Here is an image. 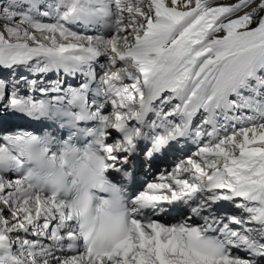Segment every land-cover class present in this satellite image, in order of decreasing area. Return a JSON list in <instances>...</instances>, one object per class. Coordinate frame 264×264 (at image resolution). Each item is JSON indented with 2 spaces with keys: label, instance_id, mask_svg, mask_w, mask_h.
Here are the masks:
<instances>
[{
  "label": "snow or ice",
  "instance_id": "obj_1",
  "mask_svg": "<svg viewBox=\"0 0 264 264\" xmlns=\"http://www.w3.org/2000/svg\"><path fill=\"white\" fill-rule=\"evenodd\" d=\"M3 72L0 264H264V0H0ZM189 141L130 191L141 159ZM32 144L76 190L93 160L123 187L103 239V194L88 227L76 200L34 183ZM174 206L188 215L162 222Z\"/></svg>",
  "mask_w": 264,
  "mask_h": 264
},
{
  "label": "clouds",
  "instance_id": "obj_2",
  "mask_svg": "<svg viewBox=\"0 0 264 264\" xmlns=\"http://www.w3.org/2000/svg\"><path fill=\"white\" fill-rule=\"evenodd\" d=\"M43 149V144H32L25 148V156L30 160L29 168L34 183L48 191L65 194L76 200L78 209L82 213L81 219L88 227L96 224L94 211L98 205L96 196L103 194V198L107 201L104 207V230L101 232L103 239L107 230L124 215L122 207L123 187L118 185L121 188L119 192L110 190V185L115 182L112 181L107 172H100L98 170L99 163L93 160L91 167H79V174L83 183L80 185V190H76L69 181L68 170L62 168L59 161L53 163ZM65 159L69 164L74 162L72 155H67Z\"/></svg>",
  "mask_w": 264,
  "mask_h": 264
},
{
  "label": "bare ground",
  "instance_id": "obj_3",
  "mask_svg": "<svg viewBox=\"0 0 264 264\" xmlns=\"http://www.w3.org/2000/svg\"><path fill=\"white\" fill-rule=\"evenodd\" d=\"M231 114V113H230ZM252 114V112L249 114V115H251ZM240 125H237V127H239ZM194 150H196V146H194ZM193 151V150H192ZM193 152H195V151H193ZM191 154V153H190ZM190 154H186L185 156H181L180 158H179V160H181V159H184V158H186L188 155H190ZM177 162H179V161H176V162H174L173 164H172V168L175 166V164L177 163ZM171 168V169H172ZM148 169H150V167L149 168H147V170ZM167 171H170V168H167V169H164V170H160L159 171V175L160 174H162V173H164V174H166L167 173ZM155 182H159L158 181V179H156V181ZM244 255V253L242 254V256Z\"/></svg>",
  "mask_w": 264,
  "mask_h": 264
}]
</instances>
